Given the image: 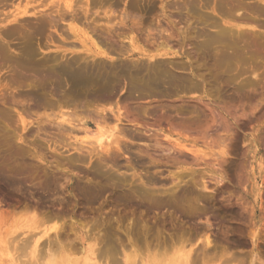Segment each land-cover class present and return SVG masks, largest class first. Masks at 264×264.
Listing matches in <instances>:
<instances>
[{
	"label": "rangeland",
	"instance_id": "rangeland-1",
	"mask_svg": "<svg viewBox=\"0 0 264 264\" xmlns=\"http://www.w3.org/2000/svg\"><path fill=\"white\" fill-rule=\"evenodd\" d=\"M173 1L0 0V264H125L134 251L153 264L186 250L187 264H264V0H242L261 6L252 34L220 21L255 42L222 57L202 42L217 27L194 21L199 36ZM129 36L146 55L178 51L159 60L199 90L130 85L126 63L141 75L152 60Z\"/></svg>",
	"mask_w": 264,
	"mask_h": 264
},
{
	"label": "bare ground",
	"instance_id": "bare-ground-1",
	"mask_svg": "<svg viewBox=\"0 0 264 264\" xmlns=\"http://www.w3.org/2000/svg\"><path fill=\"white\" fill-rule=\"evenodd\" d=\"M175 1H177V3H174ZM260 1H263V0H260ZM170 4L168 5V6H166L167 8H169L170 7V9L172 10L171 12L172 13H174V14H176L178 17H180V19H182V20H185V22L186 21H189V24H190V27H194L195 26V24H194V26H193V24H192V26H191V23L193 22L194 23V21L198 24V22H199V24H200V22L201 23H203V22H208V21H210V23L211 24H213V26L215 25L217 28L214 30V28H213V33L211 32V34H204L205 35V37H202L203 38V40H202V42H203V45H205L206 46V49L208 48L207 47V45L209 44V43H211V42H213L214 44H215V42L218 44V45H220V46H223V47H225L226 48V51H224V49H223V51L224 52H226V54L223 52V54H221V57H222V55L223 56H232V54H230V53H232V51H227L228 50V48L229 49H231V50H233V54L235 53L234 52V49L236 50V47H237V45H240V44H237L238 43V41H236L235 42V40H234V37H233V35L235 36V29H233V32H232V30H230V32L231 33H229V28H227V26L226 25H219V23H220V21H222L223 22V24H226L227 23V21H233V22H237V21H240V25L242 24V23H244V24H246L247 25V29H246V32H247V30H248V32H249V30L250 29H248V28H255L254 27V23H252V21H253V12L254 11H261V6H259L258 7V5L256 4V5H249V4H243V1L242 0H179V2H178V0H174L173 2H169ZM172 3V4H171ZM168 4V3H167ZM165 10H166V8H165ZM164 10V11H165ZM263 10V9H262ZM174 11V12H173ZM242 22V23H241ZM209 23V22H208ZM229 23V22H228ZM227 23V24H228ZM197 24H196V27H194V28H197L198 29V27H197ZM210 24V25H211ZM232 24V23H231ZM236 24H239L238 22L236 23ZM206 25V24H205ZM239 25V26H240ZM203 26V25H202ZM212 26V25H211ZM244 26V25H243ZM209 27V26H208ZM189 28V27H188ZM187 28V29H188ZM200 28V27H199ZM204 27H202V30H201V28H200V30H201V32L199 31V29H198V32H196V34L197 33H199L198 35L200 36L201 35V33L203 34V29ZM205 28H206V26H205ZM212 28V27H211ZM237 29H239L240 27H236ZM243 28V27H242ZM190 29V31L189 32H192V33H190V34H193V36L192 37H194V34H195V32H194V29H192V31H191V28H189ZM196 29V30H197ZM244 29V28H243ZM195 30V31H196ZM208 31H210L209 29H207ZM188 31V30H187ZM250 31H252V29L250 30ZM194 32V33H193ZM204 32H205V30H204ZM247 32V33H248ZM234 33V34H233ZM195 34V35H196ZM238 34H240L241 36L243 35V34H241L240 32L238 33ZM249 34H252V33H248V35ZM189 35V34H188ZM197 35V36H198ZM204 35H202V36H204ZM196 36V37H197ZM237 37H236V39L237 40H242V37L240 38V36L239 35H236ZM130 37V36H129ZM186 37V36H185ZM131 38V37H130ZM238 38H240V39H238ZM133 38H131V39H127L128 41H129V43H130V48H131V51H134V50H136L137 51V53H140V54H142V55H145V57L147 56L149 59H151L152 60V63L150 62V68L149 69H151V71L147 68V70H145V72L144 73H141V75H140V71H141V69L139 70V69H137V68H139L138 67V65L136 64V63H134V64H132V67L130 68V66H128V64H131V63H126V67L124 68V70H123V73L122 74H125L126 75V78L127 79H130L131 80V83H130V85L132 84V86H136V85H134L132 82H136L137 84H140L141 85V87L142 86H144V87H146L145 85H147V83H148V81L149 82H151L152 84H154L155 83V81H157L158 79H163V80H168V79H170V82H171V80H172V77L170 78V73H171V70H174V69H176V68H179L180 66H181V64L179 63V62H175V61H171V60H169V61H164V57H166L167 59H168V57L169 56H175V55H177V52L176 51H172L169 47H164V46H157L158 48L155 50L154 49V51H153V53L152 52H150V54H148V55H146V53H144L145 51H142V50H140V49H138V48H136V46L134 45V43H133V40H132ZM186 39V38H185ZM193 39V38H192ZM125 40V39H124ZM254 40V39H253ZM245 42H246V45H245V43H243V46H241L240 45V47H238L239 49L241 48V49H244L243 47H250V46H252V45H255V42L253 43V44H251V40L250 41H248V40H244ZM255 41V40H254ZM260 41V40H259ZM201 41L199 42V43H196L195 45H199L200 43H202ZM241 42V41H240ZM121 43H124V41L123 42H121ZM261 43V42H260ZM103 44H105V43H103ZM216 44V45H217ZM235 44H237V45H235ZM262 44V43H261ZM260 44V45H261ZM108 45V44H107ZM124 45V44H123ZM168 45V44H167ZM197 45V46H198ZM205 46H204V52H205ZM97 47H98V45H97ZM96 47V48H97ZM104 47V46H103ZM102 47V48H103ZM154 47V46H153ZM201 47H203V46H201ZM200 46H198V47H196V50L198 51V52H200L201 53V51H202V48H201ZM222 47V48H223ZM100 48H101V46H100ZM123 48V47H122ZM127 47H125V49H126ZM130 48L128 49V50H130ZM237 48V49H238ZM251 48H253V46L251 47ZM111 49H113V48H111ZM120 49V48H119ZM173 49V48H172ZM238 49V50H239ZM99 50V49H98ZM116 50V49H115ZM127 50V51H128ZM152 50V49H151ZM246 50V49H245ZM248 50V49H247ZM97 51V50H96ZM110 51V50H109ZM123 51V50H122ZM125 51V50H124ZM123 51V52H124ZM207 51V50H206ZM103 52H105V51H103ZM102 52V56H105L106 55V52H105V54ZM107 52H108V50H107ZM126 52V51H125ZM229 54H228V53ZM236 52H237V50H236ZM240 52H241V50H240ZM109 53V52H108ZM116 53H117V51H116ZM136 53V52H135ZM203 53V52H202ZM207 53H208V51H207ZM98 54V53H97ZM130 54V53H129ZM228 54V55H227ZM107 55H109V54H107ZM179 55V54H178ZM237 55H239V51H238V53L236 54V56ZM233 56H235V55H233ZM96 57V56H95ZM98 57V56H97ZM107 57V56H106ZM111 57V56H110ZM110 57H108V58H110ZM160 57H163L161 60L162 61H160L159 59H160ZM113 58H115V57H113ZM143 58V57H142ZM233 57H229V59H232ZM112 59V58H111ZM116 59V58H115ZM156 59H158L157 61H156ZM167 59H165V60H167ZM171 59V58H170ZM224 59H226L225 57H224ZM228 59V58H227ZM229 59L227 60V61H229ZM145 60V59H144ZM117 61V60H116ZM141 61V60H140ZM127 62V61H126ZM230 62V61H229ZM117 63V62H116ZM124 64H125V62H123ZM141 63V62H140ZM139 63V64H140ZM228 63V62H227ZM120 64H122L121 62H120ZM117 65V64H116ZM145 65V64H144ZM97 66V65H96ZM92 67H94V66H92ZM91 67V68H92ZM145 67V66H144ZM89 68V67H88ZM120 68V67H119ZM142 68V67H141ZM94 69V68H93ZM97 69V68H96ZM64 70H65V68H64ZM81 70H83V69H81ZM86 70V69H85ZM98 70V69H97ZM96 70V71H97ZM118 70V69H117ZM143 70H144V68H143ZM67 71V70H66ZM66 71H64V72H66ZM71 71H73V72H75L73 69L71 70ZM95 70H93V72H94ZM68 72V71H67ZM73 72H70V73H68V74H70V75H73L74 77H76L75 75H77L78 73L77 72H75V73H73ZM89 72V71H88ZM93 72H91L92 74H93ZM72 73V74H71ZM77 73V74H76ZM176 73V72H175ZM90 74V73H89ZM107 74V73H106ZM174 74V73H173ZM69 75V76H70ZM78 75H80V73L78 74ZM95 75V74H94ZM117 75V74H116ZM124 75V76H125ZM152 75V76H151ZM176 75V74H175ZM174 75V76H175ZM90 76H92V75H90ZM182 76V75H181ZM72 77V76H71ZM78 77V76H77ZM76 77V78H77ZM93 77H95V76H93ZM101 77V76H100ZM114 77V76H113ZM146 77H148L149 78V80L148 79H146ZM75 78V79H76ZM79 78V77H78ZM77 78V79H78ZM103 78V77H102ZM109 78H111V77H109ZM109 78H107V79H109ZM124 78V77H123ZM125 78V80H127ZM175 77H173V79H174ZM72 79H74L73 77H72ZM96 79V78H95ZM98 79V78H97ZM176 79V78H175ZM186 78L184 77H180L178 80L179 81H181V83H182V85H184L185 86V84L186 85H188L187 87H189L190 89L192 88V89H195L197 86H196V84H194V83H192V84H190V86H189V84H188V82H187V80H185ZM91 80V79H90ZM99 80V79H98ZM105 80V79H104ZM130 80H129V82H130ZM178 80L176 79V83H178ZM184 80H185V82H184ZM160 81V80H159ZM159 81H157L155 84H158V82ZM189 81V80H188ZM101 82V81H100ZM162 82V80L160 81V83ZM167 82V81H166ZM103 83H104V81H103ZM159 83V84H160ZM164 83V82H163ZM101 84V83H100ZM107 84V83H106ZM126 84H128L127 82H126ZM104 85V84H103ZM102 85V86H103ZM148 85H150V83H148ZM132 86H130V87H132ZM128 87H129V84H128ZM137 87V86H136ZM117 88V87H116ZM135 88V87H134ZM180 88V87H179ZM196 89H198V88H196ZM184 90V89H183ZM199 90V89H198ZM113 91V90H112ZM192 91V90H191ZM197 91V90H196ZM109 95V94H108ZM103 97H104V95H103ZM92 99V98H91ZM106 99V98H105ZM89 101H91L90 99H89ZM94 101V100H93ZM92 101V102H93ZM108 102H109V100H107ZM64 102V101H63ZM102 102V101H101ZM105 101H103V103H104ZM107 102V103H108ZM65 103V102H64ZM63 103V104H64ZM89 103V102H88ZM63 104H61V105H63ZM89 105H91V104H89ZM98 113H100V112H98ZM61 114H63L62 113V111H61ZM66 114V113H65ZM101 114V113H100ZM99 114V115H100ZM101 115H103V114H101ZM98 116L97 118H98V121L99 120H101L100 118L101 117H103V116ZM105 115V114H104ZM116 116V115H115ZM119 116H120V114H119ZM63 117V116H62ZM105 117V116H104ZM70 118V117H69ZM96 118V119H97ZM106 118V122H107V117H105ZM71 119V118H70ZM70 119H68V117L66 116V117H63L62 119H60V120H62L64 123L65 122H67L69 125L72 123V119L70 120ZM115 119V118H114ZM115 120H117V123L120 121V118L118 117V116H116V119ZM97 121V120H96ZM87 122V121H86ZM99 122H101V121H99ZM22 123V122H21ZM75 124H73V125H71V126H73L72 128H76L77 127V125H75ZM82 126H84V125H82ZM87 126V125H86ZM118 126V125H117ZM79 127V126H78ZM81 127V126H80ZM85 127V126H84ZM83 127V128H84ZM61 128H63L62 126H61ZM72 128H71V130H72ZM87 128V127H86ZM85 128V131H87V129ZM80 130H81V128H79ZM117 129H118V127H117ZM84 130V129H83ZM65 132L67 131V130H64ZM70 131V130H69ZM118 131V130H117ZM116 131V132H117ZM120 131H121V128H120ZM98 132V131H97ZM113 132H115L114 130H113ZM125 131H123V133H124ZM99 133V132H98ZM96 134V133H95ZM115 134V133H114ZM119 135V134H118ZM94 136V135H93ZM117 135H114V137H113V134H108V136L106 135V136H103V134L101 135V134H96V136H94V139H95V144H97V146L99 147V148H103V147H105L104 146V143H106L105 142V140H107V141H110L109 142V144L111 143V142H113L114 143V145H119V143H118V141L120 140L119 139V136L118 137H116ZM124 136V135H123ZM112 137H113V139H112ZM122 137V136H121ZM126 138V137H125ZM129 138V137H128ZM93 139V140H94ZM119 139V140H118ZM82 144H84V142H81ZM107 144V143H106ZM83 148L85 147V145L83 146V145H81ZM92 147H94V148H96V146H92ZM120 146H117V148H119ZM74 148V147H73ZM86 148V147H85ZM89 148V147H88ZM113 179V178H112ZM58 218V217H57ZM43 222V221H42ZM72 222V221H71ZM36 227V226H35ZM54 227H56V225H54ZM63 228V227H62ZM71 227H69V229H70ZM73 228V227H72ZM57 229V228H56ZM71 230L72 229H70V232H71ZM52 231H54V230H52ZM40 232V231H39ZM58 232H59V229H58ZM49 233V231L47 232V234ZM54 233V232H53ZM55 235H56V231H55V233H54ZM49 236H50V234H48ZM46 239H49V238H46ZM50 241H51V239H49ZM48 240V241H49ZM49 241V242H50ZM48 242V243H49ZM52 242V241H51ZM95 244H96V242H95ZM207 244H208V242H207ZM81 245V244H80ZM89 245V244H88ZM61 246V245H60ZM86 246V245H85ZM84 246V247H85ZM91 246V245H90ZM92 246H93V244H92ZM135 246V245H134ZM64 247V246H63ZM71 247V246H70ZM132 248V251H134V247H133V245L131 246ZM167 247V246H166ZM170 247V246H169ZM62 248V247H61ZM94 248H96L95 246H94ZM93 248V249H94ZM135 248H136V246H135ZM165 248V247H164ZM92 248H90L89 247V252H93L92 250H93ZM124 249H126V248H124ZM168 249V247L165 249V250H167ZM191 249H189V251H190ZM63 251V250H62ZM163 251V250H162ZM84 252H85V250H84ZM119 252V251H118ZM127 252V251H126ZM166 252H168V251H165V253ZM94 253V252H93ZM128 253V252H127ZM133 253H135V254H133ZM133 253H129V254H127V255H125V264H134L135 263V261H136V257H138L139 255L138 254H136V252L134 251ZM163 253V252H162ZM161 253V254H162ZM65 254V253H64ZM88 254V253H87ZM164 254V253H163ZM189 254H191V252L190 253H188L187 252V250H186V252L184 251V252H181V251H176V252H173V253H171L170 255H163L161 258H156L157 260L153 263V264H187V261H188V259H190L191 260V258H189ZM67 255V254H66ZM92 255V254H91ZM94 255V254H93ZM137 255V256H136ZM158 256V255H157ZM49 257V256H48ZM53 257V256H52ZM52 257H49L50 259L52 258ZM87 257V256H86ZM55 258H57L56 256H55ZM67 258V257H66ZM65 258V259H66ZM70 258V257H69ZM96 258V257H95ZM97 258H98V256H97ZM136 258V259H135ZM54 259V258H53ZM64 259V260H65ZM68 259V258H67ZM67 259H66V261H67ZM88 259H89V257H88ZM55 260V259H54ZM57 260H60L61 261V258L60 257H58V259ZM63 260V258H62V261H64ZM96 260V259H95ZM95 260H94V263L96 264V262H95ZM154 260V259H153ZM77 261V260H76ZM85 261V260H84ZM68 262V261H67ZM74 262H75V260H73V264H74ZM118 262V261H117ZM59 262L58 261H53L52 262V259L50 260V263L49 264H58ZM93 262H91V264H94ZM137 263V262H136ZM135 263V264H136ZM151 263V262H150ZM64 264H66V263H64ZM68 264V263H67ZM69 264H72V261H70L69 262Z\"/></svg>",
	"mask_w": 264,
	"mask_h": 264
}]
</instances>
